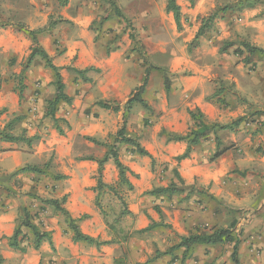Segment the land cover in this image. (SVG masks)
I'll return each mask as SVG.
<instances>
[{"label":"crops","instance_id":"obj_1","mask_svg":"<svg viewBox=\"0 0 264 264\" xmlns=\"http://www.w3.org/2000/svg\"><path fill=\"white\" fill-rule=\"evenodd\" d=\"M53 1L21 0V5L13 6V15L8 13L3 21L10 17L29 30L42 28L49 17L61 16L72 23L61 29L62 35L57 34L64 44L60 51L44 37L46 33L38 36L59 70L64 94L71 98L70 104L60 101L55 111L62 135L46 116L47 104L55 96L54 73L39 59L26 65L30 38L15 26H0V131L15 121L9 131L15 140L0 136L2 264H204L206 258L214 260L213 255H200L204 247L200 245H193L186 255L179 248L158 256L137 253L145 248L136 247L143 244L137 239L125 243V255H117L122 243L97 248L74 242L63 215L39 200H58L72 219L84 217L78 222L83 234L100 241L109 239V227L96 206V161L107 152L101 145L112 144L124 122L125 104L142 86L146 69L152 67L141 96L146 108L133 103L125 113L126 137L134 139L147 155L134 152L131 145H118L119 160L132 186L127 193L132 203L128 211L136 230L159 221L154 211L158 200L146 193L176 182L173 171L201 194L195 191L180 205L177 201L186 193L173 195L171 203H161L164 224L170 228L157 244L160 252L177 245L180 237L211 229L220 221L222 207H242L246 196L236 195L239 180L233 172L247 166L242 151L264 146V115H253L264 108V54L250 56L246 49L248 45L264 51V0H176L180 29L173 14L166 11L167 0H113L132 22L136 42L125 35L109 54L94 43L89 30L92 20L105 10H100L99 2L68 0L64 8L55 9ZM214 13L216 17L196 38L204 19ZM116 22L109 16L106 28H115ZM57 27L51 32L54 37ZM100 102L117 105L119 111L104 109ZM189 113H198L209 126L230 125L238 118L243 121L232 130L211 132L191 147L187 158L177 161L187 144L172 136H185L192 129ZM216 138L231 148L211 161ZM33 166L44 173L19 172ZM54 175L62 178L55 180ZM102 182L118 184L111 159L103 166ZM22 208L47 236L34 248L32 234L23 227L27 237L20 245L26 247L25 252L9 246Z\"/></svg>","mask_w":264,"mask_h":264},{"label":"trees","instance_id":"obj_2","mask_svg":"<svg viewBox=\"0 0 264 264\" xmlns=\"http://www.w3.org/2000/svg\"><path fill=\"white\" fill-rule=\"evenodd\" d=\"M54 1H55L58 8H63L68 3V0H54ZM101 1H104L107 4L109 10H107V12H106L107 16L104 17L102 20L92 22V24L90 25V28L92 30L93 29L96 31L101 30L102 26H104L105 23L108 21L109 16H112V15L115 19L118 18V19L122 20L123 22H125L126 25L128 24V20L122 14V12L120 11V9L117 7V5L115 4V2L113 0H101ZM18 2H21V0H19ZM192 2H193V0H191V3ZM166 11L171 12L173 14L177 29H180V11H179V7L176 5V0H167ZM10 15H13V11H12V13L10 12ZM215 17H216V13H214L213 15H210L206 20L204 19V21H203L204 24L202 25V27L198 31L196 38L198 35L201 34L203 28L206 27L205 24L212 21ZM53 22L54 23H52V21L50 19V20H48V23L45 26H43L42 28L29 30L25 26L24 23H22L20 21L16 22V21L10 19V17H9V20H5V22H0V26L1 27H5V26H9V25L15 26L18 28V30H23L27 34V36L30 38L32 46L30 48V54L26 59V65L31 64L36 59H39L40 61L43 62L44 66L46 68L50 69L54 73V78H53L52 84L55 87V96L47 104L46 116L51 117V119L54 121V123L56 125V129L58 130V133L60 135H62L63 131L59 128V126H57L58 119H55V111H56V107L60 101L65 102L66 104H70L71 98L67 97L64 94V85L62 83V79H61V76L59 74V70L57 67H55L52 64V60L47 55V53L45 52V50L42 48V46L39 44V41H38V36L40 34L51 33L52 30L57 26L56 22L55 21H53ZM58 22H62L65 25H71L72 24L70 21L64 20L62 18H59ZM103 23H104V25H103ZM119 37H120V35L115 34V36H113V37L111 35L112 39L109 37L107 39V42L104 41L105 42L104 47L106 49V54H109L111 51L116 50V47H117L116 43L119 41ZM129 39L132 41L135 40V38L132 34L129 35ZM246 49L248 50L250 56H253L257 52L264 54V51L256 49V48L248 46V45H246ZM151 68L146 69L145 77H144L142 86L137 89V91L133 94L132 98H130V100H128V102L125 104L124 114H123V121L124 122H123V125L121 126V128L118 129V131L114 135L112 144L107 145V146L105 145L107 147V152L105 153L103 159L96 161L97 165H98L97 177H96V181H97L96 191L98 192V195L96 198V206L99 208L102 216L104 217V220H105V213H104V211H102L101 206H100V202H99V198L102 195V192L110 191L111 193H113L116 196L120 193L122 188L126 187L128 191L132 190V186L130 185V183L128 182L127 177H126L127 168L120 162L119 157H118V145L119 144L131 145L134 147V150H133L134 152L138 153L139 155H147V153L142 148H140V146L136 143V141L134 139L126 137V135H125V119H126L125 113L131 109L133 103H139L142 107L146 108V105H145L144 101L142 100L141 96H142V93L144 91V87L147 84L148 74H149V70ZM0 82H1V75H0ZM99 104L104 109H111L114 112L119 111V107L117 105H109V104L104 103V102H100ZM256 114L257 115H260V114L264 115V110L263 111H257L253 115H256ZM189 115L193 121V127H192V129H190L188 134L185 136H180V135H173L172 136L173 140L183 141V142H186V144H187L186 151L182 155H180L176 158L177 161H180L182 159L187 158L189 155V152L191 150V147L197 145L201 140L205 139L211 132H214L216 130H227V129L232 130L233 127H237L243 121V118H238L236 121L232 122L230 125H226V126L211 125V126H209L203 121L202 116L199 115L198 113H189ZM14 123H15V121H13L9 124H6L4 126V128L0 131L1 139L9 140V141L15 140V137L13 136V134L9 133V131L12 130V126ZM170 136L171 135H168L169 138H170ZM88 140L95 142L93 139H88ZM27 141L30 142L31 139H28ZM215 142H216L215 151H214V154L212 155V157L210 159L211 161L216 160L217 158H219L222 154H224L227 150H229L231 148V146H226V147L222 146L218 138L215 139ZM109 159L112 160L114 166L116 167V169L118 171V184H115V185H105L102 182L103 166ZM19 172H31V173H36V174H43L44 173L43 169H41L39 167H34V166L22 168V169H20ZM173 172H174V178L176 179V182L171 181L170 183H168V185L166 187L154 188L151 191L147 192L146 195L154 196L155 199H157V198L164 199V197H165V200L172 201L173 195L179 197L180 195L186 193L185 197L181 199V201H184V200H188L189 196L191 194H193L195 191L197 194H201V191H197V188H195L193 185H191V186L185 185V183L180 179V177L177 175V173L175 171H173ZM53 178L55 180H59L62 178V176L54 175ZM118 197L120 200H122V203L124 204L123 199H121V197L119 195H118ZM39 202L46 204L48 206H52L55 209V211H58L63 215V217L67 223V227H68L69 231L72 233V240L74 242H83L87 245L95 246V247L99 248L100 246L108 245V244L115 243L118 241H123L126 239L125 237H122L120 239L112 238L110 240L100 241L98 239L87 236V235L83 234L78 227V222H80L81 219H83L84 217H82L78 220L72 219L69 216V214L60 206V202L58 200L42 199V200H39ZM177 202H179V201H177ZM155 208H156L155 210L158 213L159 218H160L159 221L158 222L151 221V223L147 227H145L144 229H140V230L135 231L137 234L150 232V231H152V230H154L160 226H162V227L166 226V228H170V226L162 224V220H163L162 219L163 218L162 212L157 207H155ZM121 214L131 215V213L127 209H125L124 212H121ZM233 226L234 225H231L230 228L232 229ZM23 227L28 229L30 231V233L32 234L34 248H38L40 243L42 242V240L47 237L46 233L41 232L38 227H36L35 225H33L30 222L29 212L25 208H22L21 209V216H20V220L18 222V225L15 228L12 237L9 239V246L11 248L19 250L21 252H25L26 247H24V246L22 247L20 245V241L24 240L27 237L26 235H24V233L22 231ZM110 227H111L110 228V230H111L113 227L112 226H110ZM230 228L229 229L228 228L227 229H218V230H215L211 233H207L206 231H204V232L196 231L195 233H191L188 236L180 237L179 243L177 245H174V246L170 247L168 250H165L163 252H158L157 255L158 256L166 255V254L172 253L174 250L179 249V248H184L185 249L184 254L186 255L187 251L193 245L214 246L216 244H222V243H233V252L231 255V260H232L233 264H239L238 259H237L238 241L233 238ZM2 263H3V259L0 256V264H2Z\"/></svg>","mask_w":264,"mask_h":264},{"label":"rangeland","instance_id":"obj_3","mask_svg":"<svg viewBox=\"0 0 264 264\" xmlns=\"http://www.w3.org/2000/svg\"><path fill=\"white\" fill-rule=\"evenodd\" d=\"M18 1L19 0H0L1 22H5V20L3 21V19L5 17L7 18L6 15L8 13L10 14V12L12 13V11L14 13V10H12L13 6L21 5V2ZM98 2L100 4V10H103V7L105 8V10L103 11V14H97L92 22L102 20L107 16L106 12L107 10H109L107 4L104 1L95 0V4H98ZM55 6H57L56 3ZM55 9H58V7H55ZM59 18H61V16H58L57 18L49 17L48 19H51L52 23H54L53 21H55L56 25L58 26V31L55 32V36H57L58 33H61L60 35H62L61 29L67 26L62 22H58ZM116 19L117 22L115 23V28H106V25H104L103 23L104 26H102L101 30L96 31L94 29L92 30L89 26V30L93 34L92 37L95 44L105 46L104 41H107L109 37L111 38V35L112 37L115 36V34L120 35L118 41L119 43L122 41V38L125 35H127L130 42H136V33L132 22L126 18L129 24H127V26L122 20L118 18ZM48 20L46 21V24L48 23ZM118 24L121 25V28ZM130 34L134 36L135 40L132 41L129 39ZM44 37L48 38L51 41L50 43L52 47L56 49V51H60L64 47V44L62 42L63 39H61V36L54 37L52 33H46ZM141 59L146 61L145 57L143 56H141ZM162 79L165 83H168V78L164 73H162ZM263 110L264 108L261 111ZM105 145L107 146L108 143H103L101 146H103V148H107ZM241 154V157L246 159L247 164L245 165L247 166H241L240 170L237 169L233 173L239 180L237 184L238 193L236 195L243 194L246 196V200L243 202L244 205L240 208L235 209L231 207H222L223 209L220 212V221L206 232L211 233L218 229H229L231 225H234L233 228L230 229L233 238L238 241L237 259L239 264H264V146L254 145L252 149L242 151ZM127 193L128 190L125 187L122 188L120 193L118 194L121 199H123L124 204L122 203V200L119 199L118 195L115 196L110 191H104L103 195L99 198L101 209L105 213V222L107 223L109 230L111 228L110 226L113 227L110 231L108 230V240L112 238H126L123 241L111 243H122L123 246H119L120 252L118 251L117 255H125V252H123L125 243H133L136 239L143 241V244H136V247L141 248V245L145 247L142 248V251L137 250V253H143V255L157 254L158 252H160V250H157V244L162 243V241L165 239V233L168 229L166 228V226H160L150 232H147V234H137L135 232L137 230L134 218L128 214H121V212H124L125 209L128 210L129 205L132 204L130 198L127 196ZM157 200L158 201H154V204L156 203L155 207L161 210L160 208L165 207L161 204L165 201V197L164 199L157 198ZM175 200L177 201V199ZM178 201L179 202H177V205H180L182 203L181 198H179ZM169 202L171 203V201ZM155 207L154 211L156 212ZM156 214L157 216H159L157 212ZM162 219V224L167 225L164 224V217ZM207 229V226L204 227V230ZM202 249L203 250L200 252L201 256L209 257V255H213L214 257V260L204 258V264H233L231 260L233 243H222L216 244L214 246H204L202 247Z\"/></svg>","mask_w":264,"mask_h":264}]
</instances>
